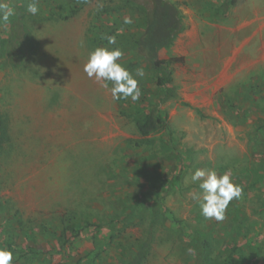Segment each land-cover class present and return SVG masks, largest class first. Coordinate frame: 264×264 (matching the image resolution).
<instances>
[{"label":"rangeland","instance_id":"obj_1","mask_svg":"<svg viewBox=\"0 0 264 264\" xmlns=\"http://www.w3.org/2000/svg\"><path fill=\"white\" fill-rule=\"evenodd\" d=\"M171 1L184 27L159 56L181 61L161 87L136 52L134 3L38 0L33 16L5 0L0 246L14 264H264V0ZM102 35L134 76L143 68L138 101H113L83 72ZM138 113L164 124L143 136ZM196 168L242 187L223 221L192 200Z\"/></svg>","mask_w":264,"mask_h":264},{"label":"clouds","instance_id":"obj_2","mask_svg":"<svg viewBox=\"0 0 264 264\" xmlns=\"http://www.w3.org/2000/svg\"><path fill=\"white\" fill-rule=\"evenodd\" d=\"M26 11L35 16L39 12L38 0H28ZM14 15V7L5 0H0V24L6 25ZM123 23L132 24V17L125 16ZM120 31L122 30H118L117 35ZM101 39L106 40L107 45L97 46L88 52L83 72L101 88L108 90L113 101H127L129 98L132 102L138 101L142 92L136 77L142 78L145 75L143 68L135 69L134 76L120 62L123 57L122 50L119 47H108L116 45V35H102ZM83 43L81 41V45ZM191 181L199 189L191 197L199 206L200 214L207 220L215 219L217 222L225 219L230 202L238 200L243 191L234 182L230 170L221 174L214 168H196L191 175ZM0 264H14V254L5 246H0Z\"/></svg>","mask_w":264,"mask_h":264},{"label":"trees","instance_id":"obj_3","mask_svg":"<svg viewBox=\"0 0 264 264\" xmlns=\"http://www.w3.org/2000/svg\"><path fill=\"white\" fill-rule=\"evenodd\" d=\"M125 1L134 3L143 13L144 27L134 39L136 52L151 66L156 84L165 87L172 81V63L181 61V58L163 59L160 58L159 51L162 47L168 46L184 27L181 11L171 0ZM168 95L170 94L166 93V96ZM164 121L159 113H138L135 125L141 135L147 136L158 131ZM89 226L94 225L87 223L81 228L85 229ZM79 230H77L78 236ZM140 262V254H135L132 263L129 264H140Z\"/></svg>","mask_w":264,"mask_h":264}]
</instances>
